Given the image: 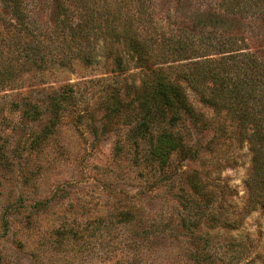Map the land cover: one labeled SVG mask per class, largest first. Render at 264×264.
Returning a JSON list of instances; mask_svg holds the SVG:
<instances>
[{"label":"rangeland","instance_id":"rangeland-1","mask_svg":"<svg viewBox=\"0 0 264 264\" xmlns=\"http://www.w3.org/2000/svg\"><path fill=\"white\" fill-rule=\"evenodd\" d=\"M21 5L25 26L0 0V264H264V208L248 204L252 129L183 82L206 122L182 114L173 129L186 149L159 165L148 138L168 123L135 98L147 71L117 33L134 28L174 65L205 61L232 83L250 79L259 111L264 0ZM78 23L84 50L70 45ZM36 45L46 66L33 64ZM87 49L90 60L80 56ZM62 93L71 98L56 114Z\"/></svg>","mask_w":264,"mask_h":264},{"label":"trees","instance_id":"trees-1","mask_svg":"<svg viewBox=\"0 0 264 264\" xmlns=\"http://www.w3.org/2000/svg\"><path fill=\"white\" fill-rule=\"evenodd\" d=\"M9 1L21 26H25L26 18L21 7L23 0ZM57 1L60 10H65L66 12L63 5L64 0ZM79 24H70L68 26L70 41L72 42L70 45L75 47L80 45V49L84 50L85 46L81 43H86V37L85 35H80L82 27ZM77 25L78 28H76ZM117 33L124 36L127 46L136 53L137 59L147 71L143 89L135 98L141 103L147 116L153 115L157 111L159 118L161 117L162 121L168 123L169 128L165 127L158 131L156 135L152 134L148 138L149 153L152 159L156 160L159 165L165 166L175 151L181 152L186 149L183 138L178 136L173 129L181 121L182 114L188 115L194 123L205 124L206 122L200 119L198 115L200 113L196 112L189 102L183 84L185 82L199 94L204 103L215 108L231 106L238 122L243 127L247 126L252 129L250 138L255 151V160L253 173L249 181L252 196H250L248 204L249 206L261 205L264 208V103L260 105L258 111L254 107L251 108L248 101L256 93V84L251 83L245 86V82H252L247 78L232 83L231 76L226 71L213 70L205 61L197 60L196 62L174 65L175 61L180 59L174 58L173 53L163 49L161 46L156 51L155 45L158 46L156 41L148 42L143 40L132 27L124 28L123 31H117ZM33 50L36 51L35 56L31 57L33 64L39 67L46 66L47 59L44 54L40 53L41 48L39 45H36ZM65 54L59 56L58 60L60 63L67 61ZM80 54L82 59L90 60L89 49ZM115 62L118 67L121 66V55H116ZM256 81L255 78L254 82ZM59 98H54L52 102L53 110L56 114L63 108L61 101H68L71 96L70 94L62 93ZM116 107L117 104L114 109ZM40 113L41 110L37 105H34L33 109L26 112L32 119L38 117ZM196 188H200L199 183L196 184Z\"/></svg>","mask_w":264,"mask_h":264}]
</instances>
